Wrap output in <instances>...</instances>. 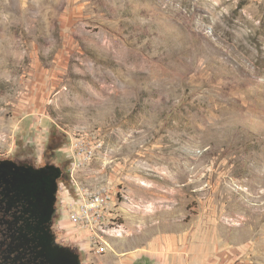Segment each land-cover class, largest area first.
I'll return each instance as SVG.
<instances>
[{"label":"rangeland","instance_id":"1","mask_svg":"<svg viewBox=\"0 0 264 264\" xmlns=\"http://www.w3.org/2000/svg\"><path fill=\"white\" fill-rule=\"evenodd\" d=\"M16 155L61 168L55 230L81 264L174 231L264 264V0H0V160ZM80 190L108 193L122 229L95 256L69 221Z\"/></svg>","mask_w":264,"mask_h":264},{"label":"flooded vegetation","instance_id":"2","mask_svg":"<svg viewBox=\"0 0 264 264\" xmlns=\"http://www.w3.org/2000/svg\"><path fill=\"white\" fill-rule=\"evenodd\" d=\"M38 168L21 155L0 160V264H68L69 247L55 230L58 211L52 216L35 212L20 185Z\"/></svg>","mask_w":264,"mask_h":264},{"label":"crops","instance_id":"3","mask_svg":"<svg viewBox=\"0 0 264 264\" xmlns=\"http://www.w3.org/2000/svg\"><path fill=\"white\" fill-rule=\"evenodd\" d=\"M191 245L190 234L177 231L157 236L141 250L120 252L118 256L100 257L112 264H235L238 251L230 248L216 250L212 246ZM215 247V248H213ZM93 256L97 255L92 253ZM90 255V254H89ZM86 258H89L86 254Z\"/></svg>","mask_w":264,"mask_h":264},{"label":"built area","instance_id":"4","mask_svg":"<svg viewBox=\"0 0 264 264\" xmlns=\"http://www.w3.org/2000/svg\"><path fill=\"white\" fill-rule=\"evenodd\" d=\"M74 145L75 158L78 162L91 160L92 151L88 146ZM111 196L105 192H83L77 193V200L69 211V221L72 226L80 228L95 239L94 253L102 254L107 249V243L103 236L110 231L114 235H121L120 225L108 226L107 221L112 219ZM107 223V225H106Z\"/></svg>","mask_w":264,"mask_h":264},{"label":"water","instance_id":"5","mask_svg":"<svg viewBox=\"0 0 264 264\" xmlns=\"http://www.w3.org/2000/svg\"><path fill=\"white\" fill-rule=\"evenodd\" d=\"M60 167L45 165L27 172L22 178L23 192L29 198V205L40 215L52 216L56 213V200L58 192V180L61 177ZM19 185V184H18ZM67 251L68 264H81L79 255Z\"/></svg>","mask_w":264,"mask_h":264},{"label":"trees","instance_id":"6","mask_svg":"<svg viewBox=\"0 0 264 264\" xmlns=\"http://www.w3.org/2000/svg\"><path fill=\"white\" fill-rule=\"evenodd\" d=\"M53 143L54 142L52 141V138L50 137V140H49V142L47 144V149H46L47 151H46L45 154L48 153L50 155V157L57 159L58 156L55 153L57 152V150H58L59 147L54 146Z\"/></svg>","mask_w":264,"mask_h":264}]
</instances>
